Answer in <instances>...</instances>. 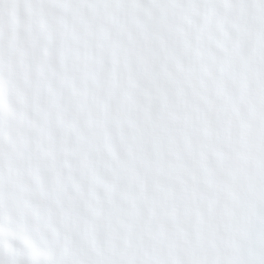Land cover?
Listing matches in <instances>:
<instances>
[{"label":"clouds","instance_id":"1","mask_svg":"<svg viewBox=\"0 0 264 264\" xmlns=\"http://www.w3.org/2000/svg\"><path fill=\"white\" fill-rule=\"evenodd\" d=\"M0 264H264V0H0Z\"/></svg>","mask_w":264,"mask_h":264}]
</instances>
